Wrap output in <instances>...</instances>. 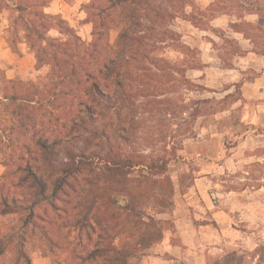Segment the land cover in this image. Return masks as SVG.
<instances>
[{
	"label": "trees",
	"instance_id": "16d2710c",
	"mask_svg": "<svg viewBox=\"0 0 264 264\" xmlns=\"http://www.w3.org/2000/svg\"><path fill=\"white\" fill-rule=\"evenodd\" d=\"M50 3L0 0V13H9L10 49L19 53L18 46L25 44L35 57L36 70L49 69L40 83L0 78V147L9 134L31 133L36 148L19 166L17 193L8 194L10 187L0 183V215L19 216L0 236V257L12 252L14 264H32L29 239L38 229L56 245L54 232L62 226L95 242L88 260L131 264L160 244L167 230H176L170 221L157 218L175 206L170 162L114 153L117 141L128 140L131 101L144 97V61L168 34L174 36L169 28L177 20L198 30L210 28L227 41L225 29L211 26L222 17L229 19L232 34L243 35L254 53L264 55V29L259 22L247 21L261 16L264 0H210L206 7L198 0H90L85 7L92 25L89 44L62 17L45 13ZM114 30L119 33L111 44ZM210 40L224 65L231 67L225 64L223 49ZM234 40L237 47L230 55H243L236 39L228 42ZM133 74L140 80L138 95L131 90ZM241 84L233 85L234 91L222 100L203 104L243 102ZM43 204L50 205L54 216H36Z\"/></svg>",
	"mask_w": 264,
	"mask_h": 264
},
{
	"label": "rangeland",
	"instance_id": "374dc122",
	"mask_svg": "<svg viewBox=\"0 0 264 264\" xmlns=\"http://www.w3.org/2000/svg\"><path fill=\"white\" fill-rule=\"evenodd\" d=\"M50 1L45 13L62 17L82 41L91 43L92 25L85 8L90 0ZM198 1L206 7L210 0ZM260 15L249 16L247 21L259 22L264 29V11ZM227 23L228 19L223 18L216 24L224 26L228 37L222 41L210 28L197 30L177 20L169 28L174 36L168 34L165 42L158 44L159 49L144 61V97L131 101L128 140L117 141L114 153L143 161L170 162L175 206L157 218L170 221L176 230H167L160 244L133 259L131 264H264V128L242 123L240 102L233 105L228 100L225 104H212L213 107L211 103L203 104L213 98L222 100L234 91L233 84L253 79L256 73L226 72L224 62L217 60L219 66L213 65L209 70V83L218 85L214 90L217 94L210 93L201 79L189 76L190 70L203 69L205 47L214 48L210 39L223 49L225 64H234L235 57L230 53L237 46L235 40L228 42L235 36ZM216 25L211 23L213 27ZM8 27L9 13H0V78L5 75L11 80L40 83L49 69L36 70L35 57L25 44L18 46L19 53L10 49L6 42ZM118 33L119 30L111 32V44ZM52 35L59 36L54 32ZM242 45L248 47L244 42ZM155 62L158 68L152 66ZM132 80L131 90L138 95L140 80L136 74ZM116 125L120 127L118 122ZM34 141L31 133L9 134L1 143L0 183L10 187V195L17 193L19 166L25 164L30 150L36 153ZM99 163L96 161L95 166ZM47 213L54 216L47 204L36 210L39 217ZM18 217L0 215V236L9 226L16 225ZM54 238L57 244L50 245L37 229L35 238L28 241L32 264H99L87 259L94 241L80 238L75 231L62 226L54 232ZM166 245L181 248L180 254L167 251ZM0 264H14L13 253L0 257Z\"/></svg>",
	"mask_w": 264,
	"mask_h": 264
},
{
	"label": "crops",
	"instance_id": "0c3cea01",
	"mask_svg": "<svg viewBox=\"0 0 264 264\" xmlns=\"http://www.w3.org/2000/svg\"><path fill=\"white\" fill-rule=\"evenodd\" d=\"M223 18H227V17L215 19L212 22V24L216 25ZM229 22L230 21L228 19V23L226 25L227 28H229ZM215 28L223 29L224 26L216 25ZM233 35L235 36L234 39L237 40L239 46L241 47L244 53L243 55L234 58L235 61L234 64L231 63L232 64L231 67L227 68L225 66L224 68L226 69L225 71L232 73L239 72L240 74L247 73L248 71H253L256 73L253 79L243 80L241 84V94H242V98L244 99L243 102H240L241 104L240 106L242 107L241 121L242 123L248 126L264 128V55H258L254 53L252 43L249 40H247L243 35L241 34H233ZM243 42L248 44L247 48L242 47ZM211 47H207V46L205 47L206 51L204 53L205 59L203 60V64H204L203 69L202 70L192 69L189 71V76L194 80L201 79V81L204 82L205 87L207 89L215 90L218 87V85H216L215 83H209V76H210L209 70L213 69V65L219 66L220 63H218V61L220 62L221 59L219 57L220 55L218 51H216L214 48L211 49ZM213 52L215 53L214 57L216 59L212 55ZM207 55L209 59L207 58ZM231 88H233V86ZM244 138L245 141L248 140V132L244 134ZM165 247L167 251L171 252L174 255H178L181 252L180 251L181 248L178 247H174L171 245L168 246L166 245Z\"/></svg>",
	"mask_w": 264,
	"mask_h": 264
}]
</instances>
